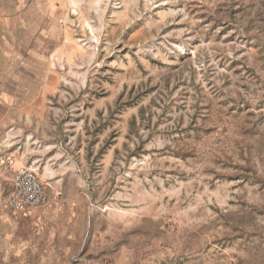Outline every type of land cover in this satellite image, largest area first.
I'll return each instance as SVG.
<instances>
[{
    "label": "rangeland",
    "instance_id": "rangeland-1",
    "mask_svg": "<svg viewBox=\"0 0 264 264\" xmlns=\"http://www.w3.org/2000/svg\"><path fill=\"white\" fill-rule=\"evenodd\" d=\"M0 128L59 147L64 264H264V0H0Z\"/></svg>",
    "mask_w": 264,
    "mask_h": 264
},
{
    "label": "crops",
    "instance_id": "crops-1",
    "mask_svg": "<svg viewBox=\"0 0 264 264\" xmlns=\"http://www.w3.org/2000/svg\"><path fill=\"white\" fill-rule=\"evenodd\" d=\"M48 145L32 133L11 140L0 128V264H64V245L77 238L71 201L59 189L67 177L59 176V147ZM20 165L35 169L46 194L43 205L27 212L4 202L13 186L14 169Z\"/></svg>",
    "mask_w": 264,
    "mask_h": 264
},
{
    "label": "built area",
    "instance_id": "built-area-1",
    "mask_svg": "<svg viewBox=\"0 0 264 264\" xmlns=\"http://www.w3.org/2000/svg\"><path fill=\"white\" fill-rule=\"evenodd\" d=\"M5 164H10L9 160ZM12 189L5 196V204L18 211H31L46 202L43 184L31 166H17L12 177Z\"/></svg>",
    "mask_w": 264,
    "mask_h": 264
}]
</instances>
